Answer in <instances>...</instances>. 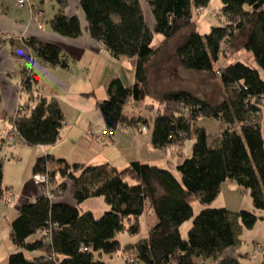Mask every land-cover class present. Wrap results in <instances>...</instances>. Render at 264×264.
I'll use <instances>...</instances> for the list:
<instances>
[{
	"label": "trees",
	"instance_id": "obj_1",
	"mask_svg": "<svg viewBox=\"0 0 264 264\" xmlns=\"http://www.w3.org/2000/svg\"><path fill=\"white\" fill-rule=\"evenodd\" d=\"M54 1L55 14L48 20L52 32L79 38L82 22L65 12L69 0ZM146 2L152 26L140 0H78L85 31L112 57L134 59V82L124 84L113 77L105 86L107 97L97 99L95 107L107 130L115 132L119 124L145 129L150 119L132 113L131 105L136 107L147 96L155 101L144 104L153 113L151 144L165 152L177 146L180 180L167 167L140 161L117 168L108 162L70 163L42 154L32 165V174H46L50 193L39 190L8 223L13 246L38 254L29 257L14 251L7 255L8 264H106L103 255L111 257L121 249L126 264H195V258L208 264H242L240 258L249 259L232 248L239 242L238 232L252 228L258 215L210 203L226 182L233 181L241 194L250 195L254 209H264V80L246 62L228 61L247 50L264 72V0H221L217 14L223 16L221 24L206 34L198 32L190 5L204 9L209 0ZM156 32L162 39L153 48ZM15 45L12 52L28 61L22 68V91L29 96L22 111L10 116L14 140L27 146L53 144L60 137L64 113L55 98L32 90L38 79L30 63L36 57L44 67L68 68L69 60L59 45L35 36H23ZM170 59L206 80L218 78L222 98L212 100L189 89L158 85L155 72ZM204 117L217 119L220 131L211 134L199 125ZM186 139L193 140L188 156L180 149ZM4 143L0 137V152ZM3 165L0 156V200L9 189L3 184ZM67 184L73 204L55 200ZM97 197L103 198L108 211L95 217L91 210H81L82 202ZM193 200L206 207L197 212L184 239L179 226L192 217ZM146 207L154 212L156 223L143 238L123 247L116 234H138Z\"/></svg>",
	"mask_w": 264,
	"mask_h": 264
},
{
	"label": "crops",
	"instance_id": "obj_2",
	"mask_svg": "<svg viewBox=\"0 0 264 264\" xmlns=\"http://www.w3.org/2000/svg\"><path fill=\"white\" fill-rule=\"evenodd\" d=\"M34 2L42 11L43 14L41 16H34L26 5L22 6V8H18L12 0L11 2L9 0H0V132H6V130L11 127L10 116L16 112L18 107L24 104V101H26L29 96L27 92L22 91V68L28 65V61L26 62L25 59L16 56L12 52L13 48H15L14 46H16L15 44L18 43V40L23 36H35L43 42L59 45L69 60L68 68L44 67L39 63L36 57L30 63L32 73L36 75L38 79L32 90H34V92L38 91L46 98H55L59 102L64 113V124L59 132L60 137L55 143L50 145H39L36 146V149H33L15 140L13 141L14 143L11 142L12 144L10 146L4 143L0 156L9 148L11 156L18 158V164L23 162V156L27 157V166H25V168L28 169V171L19 180L14 181L16 182L14 184L18 192L12 191L11 188L13 183L5 185L9 187L8 190L11 192L10 202L16 207V211L14 210L15 216L18 213L17 210L20 205L31 200V198L39 192L38 186L31 179V167L35 160L42 154H52L56 158H65L70 163L81 162L95 165L108 162L115 165L117 168H124L128 166L131 161L147 162L149 164L154 163L152 161L159 162L165 157L166 153L165 151L154 148L151 144L150 137H142L141 133L137 134L136 132L131 134L125 126L123 129L119 130V132L115 131L112 137L103 135V130L105 129L102 128V130L100 129L102 132L97 129L93 131L92 128L94 126L92 127L90 118L94 115V110H92L91 106H89V108H81L75 103L76 97H80L81 93L86 96L87 94H91L90 91L94 90L91 86L92 82L90 77H88L93 71L91 69L92 62H94L93 56L101 57L103 53L108 59L111 58L112 60L120 61H123L124 57L120 59L112 57L102 43L96 42L90 34L85 31L84 27L86 22H84V15L79 8L78 0H69V5L65 10L68 15L79 16L82 22V35L76 39L66 38L52 32L48 20L55 14V11H52L54 12L53 15L51 16L50 13L47 19V12L44 9V0H34ZM71 5H74L75 9L71 8ZM56 7L55 4V10ZM8 43H10V45ZM133 62L134 59H132L130 63L131 69L129 73L127 72V75L128 79L132 77V81L134 82ZM73 65L78 66L80 70L78 69L75 73L73 71L75 66ZM113 77H119L122 83L125 84L124 78L116 67L113 73L109 75L108 80H106L105 86ZM24 94H26V98L22 100ZM65 94L68 95L64 97L66 103L62 100L63 98H61V95ZM70 99L73 100L71 104ZM28 102L30 105L34 104V101L30 98ZM140 129L137 130L142 132ZM107 137L110 139V142L113 143L104 142L105 144L100 152L98 149V147L101 146L100 141H104V138ZM126 138L129 139L126 140ZM10 165H13V163H10ZM66 188V190H63L62 195L55 197V200L73 204L74 200L71 198L70 184H67ZM66 195L68 199H72L73 201L64 199ZM84 202L80 204V208ZM86 209L93 212L90 208ZM9 222L10 220L8 223ZM232 250H235L237 254L245 253L241 252L238 246L233 247ZM32 254H38V252L33 251ZM240 260L242 264H250L247 259L240 258ZM197 261L200 262L199 264L208 263L202 261L200 258ZM197 261L195 260V264ZM210 263L212 264L213 262Z\"/></svg>",
	"mask_w": 264,
	"mask_h": 264
},
{
	"label": "rangeland",
	"instance_id": "obj_3",
	"mask_svg": "<svg viewBox=\"0 0 264 264\" xmlns=\"http://www.w3.org/2000/svg\"><path fill=\"white\" fill-rule=\"evenodd\" d=\"M11 2V0H9ZM141 2V8L143 9L145 19L147 20V23L149 26H152L153 19L151 18V12L148 3L146 0H140ZM55 1L54 0H44V9L47 12V19L48 15H53L55 11ZM221 0H209L208 6L204 9L197 10L192 4L191 11H192V17L196 22V28L199 33L206 34L209 32L211 26L220 25L223 16H217L215 14L216 11L221 10ZM71 8L75 9V6L71 5ZM220 12V11H219ZM49 16V17H51ZM11 38V37H9ZM162 35L159 33H154L152 44L151 46L153 48H156L161 42ZM10 45V43H8ZM109 55V54H108ZM94 62H92V73L88 76L91 80V86L94 88V90L90 91L91 94H87L84 96L81 93L80 97H76V105L78 107L83 108H89L91 106L92 110H94V115L90 118V121L92 122V129L95 131L96 129L98 131H101L102 129H106V126L104 124V120H102V115L99 111V109L95 108V101L97 99H103L107 97L105 82L108 80V77L110 74L113 73V71L116 69L119 70L122 77L124 78V82L130 83L132 81V77L128 79L127 72L129 73L131 69V61L132 58L124 57L123 61L120 60H112L111 58H107L103 53L101 57L93 56ZM109 60V61H107ZM234 60H240L242 62H246L249 66L258 69L260 72V75L262 79L264 80V72L263 70L258 66L257 62L253 58L251 52L247 50H242L228 60L229 62H234ZM37 64V61H36ZM35 64V66H36ZM75 66L73 71L76 73L78 71V66ZM80 70V69H79ZM154 79L158 85L161 87H164L165 89L169 88H185L192 90L195 94H198L200 96H204L209 99H221L222 93L220 89V82L218 78H213L211 80H206L205 78H201L200 76L196 75L193 72H187L183 70L180 66H178L177 62L175 60H169L168 63L162 67V69H159L155 72ZM94 92V94H93ZM68 95H61L62 100H64V97H67ZM75 96V95H73ZM26 98V94L22 97V100ZM80 98V99H79ZM79 99V100H78ZM78 100V101H77ZM66 99L64 100V102ZM151 98L147 96L145 100L140 101L136 107H132L133 110L132 113H141L146 118H149V124L145 125V130H142L140 132L137 129L133 127H127V130L132 134L133 132L141 133L142 137H150L152 133V126L153 121H151V117L153 113L148 110L146 107H144V104H148V102H151ZM73 102V100L70 99V104ZM156 103L155 101H153ZM66 103V102H65ZM130 106V104H129ZM262 135L264 136V109L262 110ZM93 114V113H92ZM198 124L206 127L207 131L211 134L218 133L220 131V126L218 125L217 119L210 118V117H204L200 118L198 121ZM98 126V127H97ZM102 128V129H101ZM124 126L119 124L117 125L116 129L114 131L119 132V130L123 129ZM101 129V130H100ZM141 130V129H140ZM102 132V131H101ZM132 136V135H131ZM104 141H100L101 146L98 147L100 152L102 151V148L104 146V142L107 143H113L110 142V139L104 138ZM129 138H126V140ZM102 140V139H101ZM14 143L12 140H7L6 144L9 146ZM192 139H186L183 142V145H181L180 149L185 155H190L192 152ZM27 147L36 149V146H30ZM28 149V148H27ZM177 146L172 147L171 149H168V151L165 153V157L161 159V161H152L159 167H167L170 169L172 173L177 177L178 180H180V174L176 170V164H177ZM24 160L23 162L18 164V158L12 157L10 154L9 148L6 149V151L1 155V158L4 162V174H3V184L8 185L12 184V191L18 192L17 187L14 183V181L19 180L27 171L28 169L25 168L27 166V157L23 156ZM174 161V162H173ZM173 162V166H172ZM10 163H13V165H10ZM147 163V162H144ZM18 164V165H16ZM32 168V167H31ZM32 179V175H31ZM33 180V179H32ZM9 191V190H8ZM221 193L218 195V197L213 200L210 203L211 207H219L224 206L232 211H239L241 209L254 212L258 215L257 220L254 222V225L252 228H246L242 227L240 232H238L239 236V242L236 246L239 247L241 252L247 253V257H249L248 261L250 264H257L264 260V252L260 249H258L259 244L264 243V209L263 210H257L254 209L253 203L251 202L250 195L247 194H241L239 191L237 185L233 181H228L223 185ZM13 193V192H12ZM68 196L64 199L67 201L72 199H68ZM191 205L193 206V215L191 218L186 219L185 222H183L180 227V235L182 238L186 239L187 237V231L190 228V225L192 224V221L194 217L196 216L197 212H199L202 208L206 207L204 204H201L198 202V200H193L191 202ZM86 208H90L93 210L94 216L98 217L108 211L107 205L104 203L103 198L97 197V198H91L84 202V204L81 205V210H86ZM14 210L16 211V207L12 205V202L9 201V203L4 202L3 200H0V264H8L7 261V255L14 251H23L26 256H31V252L25 250L22 248V250L17 249L13 244L11 243V239L8 235L9 232V224L8 221L13 219L15 216ZM139 229L140 232L136 235H129L127 231H121L116 234V239L120 241L121 245L123 247L129 246L135 241H137L140 238H143L148 231V228L150 226H153V224L156 223L157 217H155L154 212L146 207L142 215L139 217ZM106 264H126L124 259V253L122 252V249L117 251V253H114L111 257L108 255H103L102 257ZM194 260H198V258H195ZM200 261V260H199ZM197 261L196 264H199L200 262ZM208 264V263H207Z\"/></svg>",
	"mask_w": 264,
	"mask_h": 264
},
{
	"label": "built area",
	"instance_id": "obj_4",
	"mask_svg": "<svg viewBox=\"0 0 264 264\" xmlns=\"http://www.w3.org/2000/svg\"><path fill=\"white\" fill-rule=\"evenodd\" d=\"M13 3H15V5L18 8H22V6H28L30 12L32 14H34V16H41L43 13L42 11L36 6L34 0H12ZM215 14H219V11H216ZM21 40V38H20ZM16 111H22L21 107H18ZM12 124V123H11ZM141 130H145L144 127H141ZM14 125L12 124L11 127L6 130V132H0V137L3 138V140L6 141L7 140H12L14 141ZM103 135H107L109 137H112L114 135L113 131L110 130H103ZM32 179L34 181V183L38 186L39 190H44L46 194H49V189H48V178L46 176V174L44 173H34L32 174ZM3 201L6 203H9V201L11 200V192H7L4 196H3ZM260 247H264V243L260 244ZM259 248V247H258ZM133 256V255H132Z\"/></svg>",
	"mask_w": 264,
	"mask_h": 264
}]
</instances>
